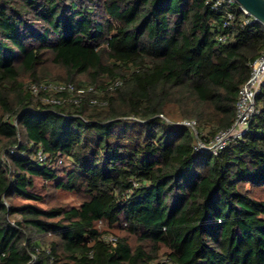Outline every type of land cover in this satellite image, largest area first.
<instances>
[{
	"label": "trees",
	"instance_id": "obj_1",
	"mask_svg": "<svg viewBox=\"0 0 264 264\" xmlns=\"http://www.w3.org/2000/svg\"><path fill=\"white\" fill-rule=\"evenodd\" d=\"M234 11L225 28L207 0H0V264H264V84L217 154L178 123L234 122L264 51V24ZM26 79L107 104H44ZM38 178L80 202L42 206Z\"/></svg>",
	"mask_w": 264,
	"mask_h": 264
},
{
	"label": "built area",
	"instance_id": "obj_2",
	"mask_svg": "<svg viewBox=\"0 0 264 264\" xmlns=\"http://www.w3.org/2000/svg\"><path fill=\"white\" fill-rule=\"evenodd\" d=\"M207 3L213 9L219 10L223 14V26L230 27L235 18L236 7H239L247 13L237 0H207ZM248 14V13H247ZM250 15V14H249ZM220 41L227 39V34L223 33L218 36ZM122 83L121 80H116L110 85V89ZM264 84V51L251 63V70L248 79L241 86L238 92L236 101V114L234 122L224 128L216 130L212 135L200 133L197 120L194 118H186L179 121V124L188 126L194 130L195 142L194 149L198 152H211L217 154L222 151L232 140L243 136L247 130L252 118L259 113V108L256 103V96L261 91ZM27 88L35 95L40 96L44 104L63 105L72 103L79 105L84 99L90 105H106L107 100L99 97L101 89L93 84L83 83L76 84L55 79H44L41 81H31ZM204 135V136H203ZM38 160H44L45 154L42 150L37 153ZM4 203L8 206V201L4 199ZM21 218V215H19ZM15 224V220H11ZM105 239L112 243H116V236L108 234ZM36 255L29 264H34ZM165 261V259H164Z\"/></svg>",
	"mask_w": 264,
	"mask_h": 264
},
{
	"label": "rangeland",
	"instance_id": "obj_3",
	"mask_svg": "<svg viewBox=\"0 0 264 264\" xmlns=\"http://www.w3.org/2000/svg\"><path fill=\"white\" fill-rule=\"evenodd\" d=\"M55 72H61L58 71V69H54ZM32 79H26L25 80V85L27 86L29 84V82H31ZM88 83V82H86ZM181 112L180 110H176V115H179ZM180 116V115H179ZM179 119V118H178ZM177 119V120H178ZM186 118H180L179 121L184 120ZM218 125L215 124V122L210 123L207 128L203 129V128H199L200 130L204 131V134L206 135H210L213 131H215L216 129H218ZM36 191L39 192L40 194H42L45 198V202L41 201L39 202V204H41L42 206H48V204L50 205H55V204H78L80 202V197L73 194V193H69L63 190H56V189H52L49 186H47V184L43 181V179H36ZM256 195L259 196H264V190L261 189H257L254 192ZM20 215V214H19ZM16 215L17 218H19L20 216ZM122 231H119V234L122 235ZM124 234V233H123ZM130 240L133 243H136V237L134 236H130ZM163 260V259H162Z\"/></svg>",
	"mask_w": 264,
	"mask_h": 264
},
{
	"label": "water",
	"instance_id": "obj_4",
	"mask_svg": "<svg viewBox=\"0 0 264 264\" xmlns=\"http://www.w3.org/2000/svg\"><path fill=\"white\" fill-rule=\"evenodd\" d=\"M241 7L255 20L264 24V0H237Z\"/></svg>",
	"mask_w": 264,
	"mask_h": 264
}]
</instances>
